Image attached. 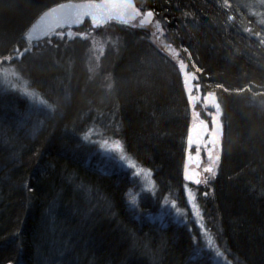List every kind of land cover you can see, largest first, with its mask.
<instances>
[{"label":"trees","instance_id":"trees-1","mask_svg":"<svg viewBox=\"0 0 264 264\" xmlns=\"http://www.w3.org/2000/svg\"><path fill=\"white\" fill-rule=\"evenodd\" d=\"M65 1L0 0V57L23 46L41 11ZM135 2L154 12L170 54L148 30L114 26L122 46L102 54L90 79L88 40L53 37L14 62L51 112L0 89V264H214L197 254L194 227L142 212L166 194L185 207L191 115L176 51L223 112L216 175L196 186L207 229L231 263L264 264V25L245 6L256 0ZM92 128L152 171L157 194L140 212L127 200L129 174L85 139Z\"/></svg>","mask_w":264,"mask_h":264},{"label":"rangeland","instance_id":"rangeland-1","mask_svg":"<svg viewBox=\"0 0 264 264\" xmlns=\"http://www.w3.org/2000/svg\"><path fill=\"white\" fill-rule=\"evenodd\" d=\"M245 6L248 9V13L255 17L256 22L260 25H264V0H256V6L249 2L245 3ZM70 10V7L67 8L63 11V14H69ZM141 10L144 11L146 9ZM86 23L87 22L72 28H61L54 36L57 39L80 37L88 40L89 45L85 52V67L89 78L93 79L100 75V59L103 52L108 49L114 52L120 50V47L122 46V37L114 31L112 25L93 27L92 25H84ZM82 27L85 28L77 30ZM147 29V32H149V38L160 46L166 53L170 54L166 48L164 49L161 45L162 41L159 39L158 25L156 26L155 24L151 28ZM68 31L70 32V36L66 34ZM49 39L50 37H47L39 41L38 44L43 45L48 43ZM38 44L33 48H37ZM25 46L26 44L24 42L21 48ZM14 49L15 48L12 49V53L10 52L11 54H13ZM38 52L41 51H36L33 54L35 55ZM4 60L6 59L3 58V63H0V89L22 97L32 107L44 108L45 110L51 112L53 106L45 101L38 91L30 87L23 76L19 74L17 70L18 67H16V64L14 63L19 61ZM192 71L195 72V69ZM101 77L102 87L109 90L111 87L110 75L105 74ZM195 110H197V108H195ZM84 137L85 139L96 143L98 151L103 156L111 159L110 161L113 164L111 167L118 166L120 169L125 170L129 174L131 184L127 191V200L130 208L140 212L139 204L143 200L147 198L150 201L155 198L157 194V187L152 177V171L138 164L132 157H130L124 150L120 141L109 136L106 137V135L101 134L97 129L93 128L86 134V136L84 135ZM117 145H119V147H117ZM216 154L217 152L214 151V155L211 159L212 164ZM122 156L124 159H121ZM190 167L198 170V167H195L194 164H190ZM216 168L217 166H215V171ZM204 176H197L195 179L193 174L190 172L187 174V179L184 178L185 185L183 187V191L185 197V207L181 206L172 195L166 194L158 196L159 201L155 211L147 208L142 212L150 219H155L161 222L172 221L174 223L186 225V227L190 229L194 227L197 230V234L193 237L198 255H204V257H207L214 262V264H233L213 237L211 231L207 229L206 220L202 215V206L199 204L198 200L199 190L196 187H200L201 183L197 184L195 181H202ZM183 177H185V175ZM188 177H190V179ZM207 177L209 178L207 183H209L213 178L209 173H207ZM173 202L175 203V207H173ZM177 209H179V214L177 213Z\"/></svg>","mask_w":264,"mask_h":264},{"label":"water","instance_id":"water-1","mask_svg":"<svg viewBox=\"0 0 264 264\" xmlns=\"http://www.w3.org/2000/svg\"><path fill=\"white\" fill-rule=\"evenodd\" d=\"M102 2L103 0H69L55 4L53 6L44 9L29 24V26L22 34V39L24 40L26 46L23 47L22 49L15 48L13 50V54H11L10 57H4V59H6L7 61H12V60L20 61L26 54L32 51L33 47L37 45L38 41H41L47 37L48 38L54 37V35L57 33L59 29L64 27H68V28L76 27L77 24H79V22L82 21H89L93 27H100L112 21L120 22L126 25L131 23H138L143 26H148L149 24L155 22V15L152 18H148L144 15L150 9H146L142 11L138 6H136L135 0H129V2L134 6L135 9L139 10L140 15H136L132 11V9H127L125 11V14L121 18L109 19L107 17L101 18V14L98 11L97 12L98 19H97V24L95 26L90 16H82L79 20L77 19L74 20L75 17L73 15L72 19H68L66 22L64 21V17L68 14L64 15L63 11H65L67 8L69 7L71 8L69 14H75L77 11H83V9L80 7L82 5L88 3L100 4ZM53 9H55V11H52ZM45 13H48V15L45 16ZM58 23L61 26L57 27L56 25ZM45 25L48 26L47 30L45 29ZM66 34L70 36L69 31L66 32ZM176 53L177 51L175 52V54ZM1 62H3V57H0V63ZM181 63H183L186 66L184 69H181L180 67ZM177 68L182 77L183 90L186 95V99L188 101L189 106L191 107L192 110H195L196 106H200L201 109L205 111V115L208 116L207 117L208 119L203 118L190 124L186 135V149H185V157H184V165H183V175H185L184 178L187 179V174L191 172L193 174V177L196 179V177L199 175V172L198 170H196V168H191L190 164H194L195 167H198L197 164L194 162H197L199 160L200 157L199 150L201 149V147H204L203 145H209L210 152L215 147L217 151L220 152L222 137L220 138V142L214 146L212 143L213 140L212 133L213 131H215V129L212 124V119L214 116L217 115V113H216V108L207 99H205L208 96L209 91L207 92L202 91V87L198 82L197 75L195 74V72L189 69V66L186 62L184 63L182 62V60H178ZM186 76H187V87L185 86ZM193 76L195 77V79H192ZM190 96H191V100L189 99ZM216 99L217 102H219L217 96ZM195 115H197V113H195ZM219 120L222 123V115L219 117ZM189 139H191V143H189ZM192 157L194 158V161L191 159Z\"/></svg>","mask_w":264,"mask_h":264},{"label":"snow or ice","instance_id":"snow-or-ice-1","mask_svg":"<svg viewBox=\"0 0 264 264\" xmlns=\"http://www.w3.org/2000/svg\"><path fill=\"white\" fill-rule=\"evenodd\" d=\"M63 7V6H61ZM83 11H77L75 14H68L64 17V21L66 22L68 19H72L73 15L75 19L79 20L82 16H90L92 18L94 26L97 24V12L99 11L101 14V18L107 17L109 19L111 18H121L127 9H132V11L136 15H140V12L138 9H135L134 6L129 2V0H103L102 3L96 4V3H88L85 5L80 6ZM52 11H55L53 9ZM48 13H45V16H47ZM148 18H152L155 14L151 10L147 11L144 14ZM126 22V21H125ZM57 27L61 26L59 23L56 25ZM47 25H45V29L47 30ZM159 30V28H158ZM250 31V30H249ZM187 51V50H185ZM181 69H184L186 66L181 63L180 65ZM192 79H195L193 76ZM185 86L187 87V76L185 79ZM218 89H223L225 93L229 92V89L224 87L222 84L216 85ZM241 92L244 91V89L240 90ZM191 100V96L189 97ZM207 99L215 108H216V113L217 115L213 117L212 119V124L214 126L215 131H213L212 136L213 140L212 143L215 146L220 142V138L223 135V124L220 122L219 117L222 115V110H221V105L219 102H217L216 96L214 93L209 92L208 96L205 98ZM189 143H191V139H189ZM119 147V145H117ZM210 159H212V153H209ZM121 159H124L122 156ZM220 162V154L217 153L215 155V159L213 160V164L210 165L205 169V172L209 173L212 178L215 177L216 172H215V166H217ZM190 179V177H188ZM197 184L201 183L202 181L196 180L195 181ZM208 179L206 178L203 183H207ZM207 195V193L205 194ZM173 207H175V203L173 202ZM177 213L179 214V209H177Z\"/></svg>","mask_w":264,"mask_h":264},{"label":"bare ground","instance_id":"bare-ground-1","mask_svg":"<svg viewBox=\"0 0 264 264\" xmlns=\"http://www.w3.org/2000/svg\"><path fill=\"white\" fill-rule=\"evenodd\" d=\"M135 4H136V2H135ZM136 6H137V4H136ZM156 23L154 22V23H151V24H149L148 26H143V25H140V24H138V23H131V24H128V25H126V24H123V23H120V22H114V21H112V22H110V23H107V24H105V25H113V28H115L114 26H121V25H123V27H129V28H143V29H146V30H148L147 28H151L153 25H155ZM105 25H103V26H105ZM103 26H100V27H103ZM26 30V29H25ZM23 34V33H22ZM55 37V36H54ZM53 38V37H52ZM37 43H39V41L37 42ZM19 49V48H18ZM20 49H22V48H20ZM106 51V50H105ZM104 51V52H105ZM103 52V53H104ZM25 57V56H24ZM186 57V56H185ZM185 57L182 55V53H181V51H177V53L175 54V56H174V58H175V60H182V62H186V63H188V61L185 59ZM1 63H3V62H1ZM189 65L191 64L190 62L188 63ZM190 69V68H189ZM17 70H18V72H19V74L20 75H22L21 73H20V71H19V69L17 68ZM191 70V69H190ZM196 74V73H195ZM215 93V92H214ZM216 95V94H215ZM217 96V95H216ZM189 105V104H188ZM199 108H200V110H202L201 109V107L200 106H198ZM189 108H190V115H191V124L192 123H194V122H196V121H198V120H200V119H203L204 117L202 116V114H205V111H203L202 110V114L200 113V112H197V111H199L198 109H197V111H195V110H192L191 109V107L189 106ZM196 108V107H195ZM221 109H222V107H221ZM195 113H197V115H195ZM223 113V112H222ZM208 117V116H207ZM206 119H208V118H206ZM222 124H223V122H222ZM204 147H201V150L203 151V150H207L208 152H209V145H203ZM212 151H215V152H217V153H220V152H218L217 151V149H216V147L212 150ZM221 151V150H220ZM204 152V151H203Z\"/></svg>","mask_w":264,"mask_h":264},{"label":"flooded vegetation","instance_id":"flooded-vegetation-1","mask_svg":"<svg viewBox=\"0 0 264 264\" xmlns=\"http://www.w3.org/2000/svg\"><path fill=\"white\" fill-rule=\"evenodd\" d=\"M85 22H87V24L88 25H91V23L89 22V21H82V22H79V24L81 25V24H83V23H85ZM79 24H77V26L79 25ZM202 111V110H201ZM203 117L204 118H207V116L205 115V114H203ZM204 151V152H203ZM199 150V152H200V157H199V160L197 161V162H194V163H196L197 164V166H198V172H199V175L198 176H200V177H203L204 175V178L202 179V182L207 178V179H209L208 177H207V172H205V169L207 168V167H209L210 165H212V162H211V159H210V157H209V153H210V151L208 152L207 150ZM211 153H212V157H213V155H214V151H211ZM193 161H194V158L192 157L191 158ZM190 173V172H189ZM201 182V186L204 184V183H202Z\"/></svg>","mask_w":264,"mask_h":264}]
</instances>
